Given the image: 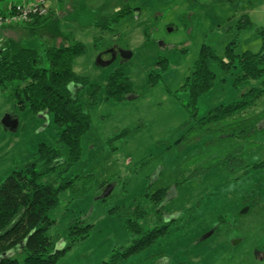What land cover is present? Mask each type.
I'll return each mask as SVG.
<instances>
[{
    "label": "rangeland",
    "instance_id": "rangeland-1",
    "mask_svg": "<svg viewBox=\"0 0 264 264\" xmlns=\"http://www.w3.org/2000/svg\"><path fill=\"white\" fill-rule=\"evenodd\" d=\"M8 3L0 0V9ZM48 6L43 21L31 24L33 19L16 30L0 31V36L40 53L61 42L81 43L84 52L74 60L73 71L100 88L98 105L88 111L90 128L81 140L80 159L65 174L88 175L90 181L77 199L69 191L60 194L47 234L61 250L70 245L76 219L91 228L56 264H106L130 245L127 216L139 209L145 212L146 227L161 223L147 198L166 188L162 220H173L167 232L120 264H264V257H258L264 253V207L247 202L254 197L253 187L264 185V169L239 166L229 176L220 167L230 157L249 164L263 160L264 129L250 138H193L195 127H185L187 94L179 90L202 46L222 58L231 43L235 54L261 49L264 0H53ZM117 16L118 23L107 25ZM245 19L250 25L239 28ZM121 51L131 57L124 60ZM117 69L133 84V92L119 102L103 95L106 77ZM211 69L216 79L197 101V118L237 102L247 87H234L232 73L222 74L214 63ZM154 75L156 82L150 80ZM14 89L0 87V184L34 160L40 143L66 155L57 143L61 128L48 114L18 110ZM78 97L85 102V89ZM263 113L264 97L235 118L242 127L241 121ZM6 115L16 120L15 130L1 124ZM258 125L264 128V120ZM126 130L130 133L125 137L112 139ZM53 178L55 174L49 180ZM261 188L255 197L264 198Z\"/></svg>",
    "mask_w": 264,
    "mask_h": 264
},
{
    "label": "trees",
    "instance_id": "trees-1",
    "mask_svg": "<svg viewBox=\"0 0 264 264\" xmlns=\"http://www.w3.org/2000/svg\"><path fill=\"white\" fill-rule=\"evenodd\" d=\"M45 17L35 18L30 23L37 24ZM111 18L108 23L105 22L107 25L118 23L121 19L120 16ZM248 25L250 22L245 19L239 28L244 29ZM258 33L263 41L257 53L245 51L235 54V43H231L226 46L222 58L207 46L200 48L192 70L179 89L187 94L185 108L188 122L185 127L190 126L193 130L195 127L197 132L194 134L197 136L193 138L209 135L219 141L228 137L250 138L256 131L263 132L264 128L259 129L258 124L264 120V113L260 114L262 117L241 121L242 127L235 118L264 97V30H258ZM83 52L84 46L79 42H61L40 53L25 47L17 39L0 36V87L15 85L13 95L18 110L28 109L33 114L50 115L53 123L61 128L57 143L66 149L64 156L59 148L40 143L34 160L11 172L0 184V264H56L71 244L88 237L91 226L79 219L75 220L77 230L70 232V245L61 250L54 248L47 234L54 224L50 213L57 208L60 194L69 191L72 199H77L90 181L88 175L65 176L80 159L81 140L90 128L88 111L99 103L100 88L89 84L85 77L73 71L74 60ZM213 63L222 74L232 73L234 87H247L237 102L213 107L205 116L197 118V101L213 87L216 79L211 69ZM156 77L158 75L150 80L156 82ZM69 85L73 86L72 91ZM80 89H85V102L78 97ZM103 92L107 100L119 102L133 92V84L122 69H117L106 77ZM225 128L231 132L225 133ZM129 133L123 131L112 139L125 137ZM239 166L259 172L264 169V159L249 164L230 157L220 164L222 171L229 176L234 175ZM54 174L55 178L49 180ZM107 184L108 181H105L100 188ZM260 186L253 187L254 197L250 196L247 202L264 207L263 196L255 197V190H264V185ZM167 193L168 188L151 196L146 194L161 222L158 226L146 227L143 224L146 221L145 212L138 208L132 217L125 218L130 245L112 254L106 264H120L146 251L164 236L173 222L172 219L162 220V216L167 215L164 211Z\"/></svg>",
    "mask_w": 264,
    "mask_h": 264
},
{
    "label": "built area",
    "instance_id": "built-area-1",
    "mask_svg": "<svg viewBox=\"0 0 264 264\" xmlns=\"http://www.w3.org/2000/svg\"><path fill=\"white\" fill-rule=\"evenodd\" d=\"M6 13L0 12V29L30 23L48 14V3L53 0H10Z\"/></svg>",
    "mask_w": 264,
    "mask_h": 264
},
{
    "label": "water",
    "instance_id": "water-1",
    "mask_svg": "<svg viewBox=\"0 0 264 264\" xmlns=\"http://www.w3.org/2000/svg\"><path fill=\"white\" fill-rule=\"evenodd\" d=\"M120 56L125 60L128 59L129 57H131V53L127 52V51H121L119 52ZM42 115V114H41ZM1 124L5 127L8 128L10 130H15L16 126H17V122L16 120H14L12 117H10L9 115H6L2 118L1 120Z\"/></svg>",
    "mask_w": 264,
    "mask_h": 264
},
{
    "label": "crops",
    "instance_id": "crops-1",
    "mask_svg": "<svg viewBox=\"0 0 264 264\" xmlns=\"http://www.w3.org/2000/svg\"><path fill=\"white\" fill-rule=\"evenodd\" d=\"M58 1H62V0H58ZM10 0H9V3H8V6L4 9V10H1L0 9V12H2V13H6V11L9 9V6H10ZM54 4H56V3H54ZM49 7V6H48ZM50 11H51V9H49ZM17 28H20V26H16V27H9V28H4L3 29V31H6V30H16Z\"/></svg>",
    "mask_w": 264,
    "mask_h": 264
},
{
    "label": "flooded vegetation",
    "instance_id": "flooded-vegetation-1",
    "mask_svg": "<svg viewBox=\"0 0 264 264\" xmlns=\"http://www.w3.org/2000/svg\"><path fill=\"white\" fill-rule=\"evenodd\" d=\"M258 257L262 259L264 257V253H259Z\"/></svg>",
    "mask_w": 264,
    "mask_h": 264
}]
</instances>
